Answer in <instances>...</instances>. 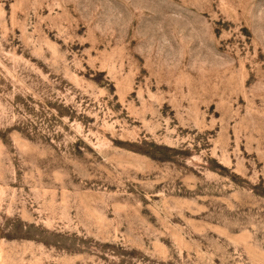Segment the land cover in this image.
Returning <instances> with one entry per match:
<instances>
[{"label":"rangeland","instance_id":"374dc122","mask_svg":"<svg viewBox=\"0 0 264 264\" xmlns=\"http://www.w3.org/2000/svg\"><path fill=\"white\" fill-rule=\"evenodd\" d=\"M0 264H264V0H0Z\"/></svg>","mask_w":264,"mask_h":264}]
</instances>
